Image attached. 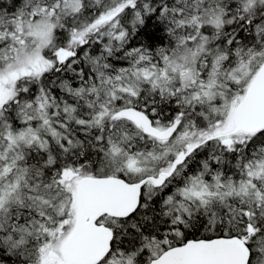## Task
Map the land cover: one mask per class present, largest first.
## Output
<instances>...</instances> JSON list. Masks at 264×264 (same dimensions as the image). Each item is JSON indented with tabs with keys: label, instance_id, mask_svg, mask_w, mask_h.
Instances as JSON below:
<instances>
[{
	"label": "snow or ice",
	"instance_id": "6c2138e0",
	"mask_svg": "<svg viewBox=\"0 0 264 264\" xmlns=\"http://www.w3.org/2000/svg\"><path fill=\"white\" fill-rule=\"evenodd\" d=\"M0 264H264V0H0Z\"/></svg>",
	"mask_w": 264,
	"mask_h": 264
}]
</instances>
